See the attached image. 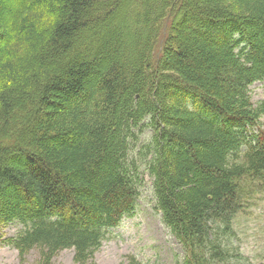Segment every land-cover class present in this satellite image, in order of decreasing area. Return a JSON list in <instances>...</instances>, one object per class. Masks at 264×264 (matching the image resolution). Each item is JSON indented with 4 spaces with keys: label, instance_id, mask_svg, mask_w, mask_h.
I'll use <instances>...</instances> for the list:
<instances>
[{
    "label": "trees",
    "instance_id": "1",
    "mask_svg": "<svg viewBox=\"0 0 264 264\" xmlns=\"http://www.w3.org/2000/svg\"><path fill=\"white\" fill-rule=\"evenodd\" d=\"M12 10V26L0 21V227L21 225L19 255L92 259L146 175L189 264H253L229 240L236 181L264 173V136H246L264 117L250 95L264 81V0ZM146 129L149 144L134 149Z\"/></svg>",
    "mask_w": 264,
    "mask_h": 264
},
{
    "label": "rangeland",
    "instance_id": "2",
    "mask_svg": "<svg viewBox=\"0 0 264 264\" xmlns=\"http://www.w3.org/2000/svg\"><path fill=\"white\" fill-rule=\"evenodd\" d=\"M22 1L24 0H0V21L12 26V9L15 3ZM4 44L5 42L0 43V46ZM77 58L76 53H71L63 61L74 62ZM106 61L103 59V62ZM250 90L252 105L257 107L264 100V81L255 83ZM188 103L193 110L199 112L197 105L194 106L192 101ZM258 121V127L252 128L246 135L249 141H255L259 130L264 132V117ZM253 135L255 138H252ZM151 137V131L146 129L143 136L140 135V143L133 148L138 150L141 140L149 144ZM244 150L245 147L240 152ZM236 184L242 208L234 221L229 246L249 262L264 264V173L244 176ZM140 193V198L135 203L134 216L125 218L118 228L106 233L92 259L82 262L75 255L74 249L49 256L43 255V249L37 248L20 256L12 242L21 233V225L13 223L0 227V264H130L131 257L139 264H189L192 258L187 254L186 248L173 237L164 225L161 213L155 209L151 180L146 175Z\"/></svg>",
    "mask_w": 264,
    "mask_h": 264
}]
</instances>
